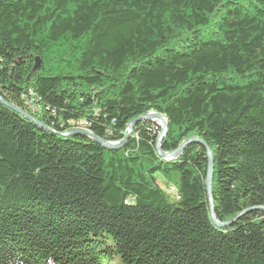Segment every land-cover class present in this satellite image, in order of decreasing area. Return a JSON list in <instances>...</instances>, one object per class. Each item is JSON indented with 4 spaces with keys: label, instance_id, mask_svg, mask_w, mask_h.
<instances>
[{
    "label": "trees",
    "instance_id": "obj_1",
    "mask_svg": "<svg viewBox=\"0 0 264 264\" xmlns=\"http://www.w3.org/2000/svg\"><path fill=\"white\" fill-rule=\"evenodd\" d=\"M0 264H264V0H0ZM72 123V124H71ZM157 174L171 192L157 183ZM196 189L191 190L187 178Z\"/></svg>",
    "mask_w": 264,
    "mask_h": 264
},
{
    "label": "water",
    "instance_id": "obj_2",
    "mask_svg": "<svg viewBox=\"0 0 264 264\" xmlns=\"http://www.w3.org/2000/svg\"><path fill=\"white\" fill-rule=\"evenodd\" d=\"M0 103L5 105L6 107L10 108L14 112H16L18 115L28 119L29 121L33 122L36 125H38L39 127L43 128V129H48L45 124L38 121L32 115L28 114L26 111H24L23 109L19 108L16 105H14L13 103L6 101L2 96H0ZM143 120L155 122L158 126H160V132H159V135H158V138L156 141V150H157L159 156L165 160L177 158L180 155L181 151L184 149V147L189 143H197L205 149L206 158H207V174H206V178L204 181V185H205V191H206L207 201H208L209 210H210V217H211L213 223L217 227L224 228L227 226H231L241 215H243L249 211H252V210L264 211V206H255V207L249 208V209L241 212L234 219H232L230 221L220 222L217 219L216 215L214 214V211L212 208V198H211L212 157H211V152H210L208 146L206 145V143L203 140L199 139L197 136H193V137H190V138L183 140L181 142V144L175 150L170 151V152H163L161 149V140L163 139V137L165 135V132H166L167 127H168V123H167V118L164 115H162L161 113L151 111V112H148V113H146L142 116H139L135 119H132L129 122V124L125 130L123 138L117 142H110V141H106L103 139H99V138L93 136V134L89 130H86V129H71V130L66 131L62 135L63 136H69V135H73V134H77V133L85 134V135L93 138L96 142H98L100 145H102L105 148L118 149L124 145V143L127 140L128 135L131 132L134 124L139 122V121H143Z\"/></svg>",
    "mask_w": 264,
    "mask_h": 264
},
{
    "label": "built area",
    "instance_id": "obj_3",
    "mask_svg": "<svg viewBox=\"0 0 264 264\" xmlns=\"http://www.w3.org/2000/svg\"><path fill=\"white\" fill-rule=\"evenodd\" d=\"M21 98L23 100V105L25 107V109H23L24 111L31 114H38L41 112L42 106L38 102H36L37 97L31 90H28L27 94L26 95L23 94ZM71 129H85V128L83 122L79 121L77 122V124H73V126L68 130Z\"/></svg>",
    "mask_w": 264,
    "mask_h": 264
},
{
    "label": "rangeland",
    "instance_id": "obj_4",
    "mask_svg": "<svg viewBox=\"0 0 264 264\" xmlns=\"http://www.w3.org/2000/svg\"><path fill=\"white\" fill-rule=\"evenodd\" d=\"M160 127V126H159ZM157 183L159 184V186L162 189H166L168 192H171V189L168 187L169 184L164 180V178L162 177V175L157 174ZM188 184L191 188L192 191H194L196 189V184L194 183V181L192 180V178H187Z\"/></svg>",
    "mask_w": 264,
    "mask_h": 264
},
{
    "label": "bare ground",
    "instance_id": "obj_5",
    "mask_svg": "<svg viewBox=\"0 0 264 264\" xmlns=\"http://www.w3.org/2000/svg\"><path fill=\"white\" fill-rule=\"evenodd\" d=\"M154 119V118H153ZM159 122V121H158Z\"/></svg>",
    "mask_w": 264,
    "mask_h": 264
}]
</instances>
